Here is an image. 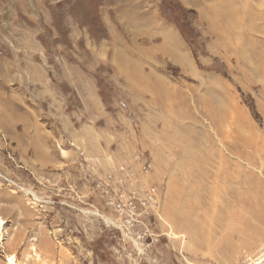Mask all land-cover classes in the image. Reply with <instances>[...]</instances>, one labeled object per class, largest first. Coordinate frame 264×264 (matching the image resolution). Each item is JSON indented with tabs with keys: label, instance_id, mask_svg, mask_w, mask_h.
Here are the masks:
<instances>
[{
	"label": "rangeland",
	"instance_id": "374dc122",
	"mask_svg": "<svg viewBox=\"0 0 264 264\" xmlns=\"http://www.w3.org/2000/svg\"><path fill=\"white\" fill-rule=\"evenodd\" d=\"M0 216V264H264V0H0Z\"/></svg>",
	"mask_w": 264,
	"mask_h": 264
},
{
	"label": "bare ground",
	"instance_id": "6f19581e",
	"mask_svg": "<svg viewBox=\"0 0 264 264\" xmlns=\"http://www.w3.org/2000/svg\"><path fill=\"white\" fill-rule=\"evenodd\" d=\"M192 150V149H191ZM231 178V177H230ZM231 181V180H230ZM177 188H179L180 190H179V192H177V194L174 196V199L175 200H179L178 201V203H176V205L174 206V208L176 209V210H178V211H181V212H183L184 214H183V216H181L180 217V219H177L178 220V222L180 221V220H185V221H189V222H193V220L191 219V216H192V214H193V209L191 208V207H193L192 205H189V206H187L188 204H187V202L189 201L188 200V198H187V202L185 203V204H182L181 203V201L180 200H182V195H185L186 193H185V191L183 190V188L181 187H177ZM187 189V188H186ZM174 190H175V188H174ZM234 190V189H233ZM29 191V190H28ZM30 192V191H29ZM35 194V193H34ZM172 200V199H171ZM192 201V200H191ZM173 202V201H172ZM171 202V203H172ZM170 205H172V204H170ZM247 205V204H246ZM169 209V208H168ZM171 209H172V206H171ZM173 210V209H172ZM227 211V210H226ZM174 212V211H173ZM195 214V213H194ZM197 214V213H196ZM235 216V215H234ZM177 220H174V222L173 223H175L174 225H177L178 227H179V225L177 224L178 222H177ZM182 223V222H181ZM4 224H5V221L2 219V217L0 216V239L3 237L2 235H3V227H4ZM176 227V226H175ZM6 261H7V263L6 264H18V261L16 260V258H15V256L14 255H12V256H7V258H6Z\"/></svg>",
	"mask_w": 264,
	"mask_h": 264
},
{
	"label": "crops",
	"instance_id": "0c3cea01",
	"mask_svg": "<svg viewBox=\"0 0 264 264\" xmlns=\"http://www.w3.org/2000/svg\"><path fill=\"white\" fill-rule=\"evenodd\" d=\"M35 66L37 67V63L35 64ZM40 69H43L42 65L40 64ZM24 70V69H23Z\"/></svg>",
	"mask_w": 264,
	"mask_h": 264
},
{
	"label": "trees",
	"instance_id": "16d2710c",
	"mask_svg": "<svg viewBox=\"0 0 264 264\" xmlns=\"http://www.w3.org/2000/svg\"><path fill=\"white\" fill-rule=\"evenodd\" d=\"M180 29H181V31H182V27H179ZM182 33L184 34L185 33V30L183 29V31H182Z\"/></svg>",
	"mask_w": 264,
	"mask_h": 264
}]
</instances>
